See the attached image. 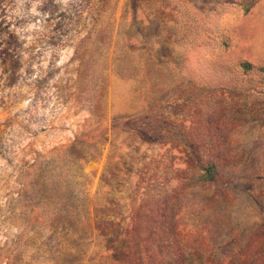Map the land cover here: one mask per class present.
I'll list each match as a JSON object with an SVG mask.
<instances>
[{"label":"rangeland","instance_id":"374dc122","mask_svg":"<svg viewBox=\"0 0 264 264\" xmlns=\"http://www.w3.org/2000/svg\"><path fill=\"white\" fill-rule=\"evenodd\" d=\"M259 67L264 0H0V264H264Z\"/></svg>","mask_w":264,"mask_h":264},{"label":"trees","instance_id":"16d2710c","mask_svg":"<svg viewBox=\"0 0 264 264\" xmlns=\"http://www.w3.org/2000/svg\"><path fill=\"white\" fill-rule=\"evenodd\" d=\"M242 68L245 70V71H250L252 70V66L247 63V62H243L241 64ZM257 70H259L260 72L264 73V67H259Z\"/></svg>","mask_w":264,"mask_h":264}]
</instances>
